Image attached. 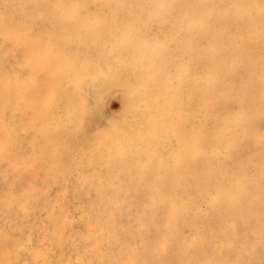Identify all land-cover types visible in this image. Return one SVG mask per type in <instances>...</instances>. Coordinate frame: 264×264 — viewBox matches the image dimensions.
<instances>
[{
    "label": "rangeland",
    "instance_id": "374dc122",
    "mask_svg": "<svg viewBox=\"0 0 264 264\" xmlns=\"http://www.w3.org/2000/svg\"><path fill=\"white\" fill-rule=\"evenodd\" d=\"M40 1L37 4L35 0L30 2L28 6L32 5V7L29 10L16 9L23 16H31L35 19L34 24L28 25L30 30L25 34V37L29 41L38 43H42L41 37L48 33L38 34L37 30L42 27L51 29L49 27L51 25L47 24H52H46L48 21H45L46 15L44 16L43 13L48 9L46 11L39 9ZM115 1H109V9L116 4ZM157 1L159 5L148 4L138 19L139 22L142 21L148 26L145 37L148 36L152 41H159V35L156 34L160 29L163 30L160 22H166L164 25L167 24V26L164 27V31L168 32L176 21L180 22L175 25H179L178 35H166L161 32L165 36V38L162 37L163 42L166 46L168 45V48H171L170 51L177 52L185 40L193 38L200 41L201 45L209 43L213 45L219 42L222 44L221 52L217 53V57L216 54H213V57L209 58L208 56L205 59L206 61L209 59L210 62L209 60L208 62L205 60L194 62V64L198 63V65L192 64L197 70L195 73L193 67L190 71L177 73L180 68H177L176 63L172 64L171 68L169 65L165 67L166 58L163 57L165 46L164 49L161 48L164 50L160 51L162 53L159 52L162 61L156 66L154 77V81H157L158 85L156 90H159V86L162 84V92L168 91L169 101L175 108L171 107L172 115L165 123L160 124L162 127L160 130V126H156V115L151 110L150 117L155 116L151 117L153 121L149 118L154 125L151 135L153 132L155 138L151 136L153 141L150 144V149L143 137L140 141L141 145L138 143V147L141 146L139 156L134 152L133 142L123 154L120 150V143H118L122 137L119 133V137H116L117 131L110 127V123H118L121 126L131 113L126 90L118 86L100 87L98 86L100 83L96 81L87 85L83 82L86 76H93L94 73L92 67L85 68L87 60L93 62L98 60L99 70L104 71V62L101 58L106 56L107 61H110L116 55L114 53L116 50L109 52L110 56L108 53L103 57H98L96 54L110 48L107 45L115 48V44L112 43L114 44L112 45L110 42L108 44L109 37L105 40L104 37H101L103 36L101 33L98 35V32L96 35L99 42L96 35L90 37V34L85 35V33L84 37L79 38L80 42L73 38L76 41L74 44V40L66 34L69 28L67 24L63 28L66 35L58 36V38L60 37L57 38L58 45L55 46L57 54L50 59V66L48 65L49 69L58 68L54 80L55 78V81L59 80L58 82L48 80L50 73L45 74L44 77L40 75L39 84L41 86L38 84L36 89L39 93L34 95L35 98H32L35 100L36 106L42 105L41 118L44 116V119H41L39 132L42 134L43 131V136L40 137H43L41 141L45 140L42 141L43 143L40 141L34 152L39 157L34 155L29 158L28 155L33 153L26 155L22 150L23 146H19L21 152L16 151L14 144L5 147L8 158L12 159L14 164L11 162V168H7V165L4 164L5 166L2 168L4 173L0 174V264H264V104L261 103L263 109L260 106V100L264 103V98L261 97L264 93L262 91L264 88V79L262 80L264 77V54L259 50L263 45L261 39H264V35H261L255 44L252 41L242 40L241 42L240 40L248 28L253 27L256 18L264 17V0ZM5 2L8 4L7 8L12 6V0ZM219 2L224 5H218ZM52 5L53 1H50L46 6L52 8ZM218 6H225L229 13L225 14L226 16L221 14ZM146 9H150L151 14ZM155 11H159L160 14ZM193 11L195 15H193ZM185 13L190 15L187 17ZM120 14L122 15V11L116 15V19L121 17ZM191 15L192 18H189ZM40 16L44 17L39 18ZM133 16L138 17L135 14ZM169 16H171L170 20ZM198 17L200 18L198 19ZM187 19H189V23L186 21ZM118 22L120 23L121 19ZM195 22H200L204 26L199 25L198 27ZM32 25L38 26L35 28ZM150 26L151 29L148 30ZM206 26L208 27L206 28ZM91 27L93 28V24ZM52 28L55 26L52 25ZM208 31L213 34L212 39L207 38ZM89 32L90 29L87 33ZM183 32L189 33V35L191 33V35ZM91 33L93 34V32ZM36 35L41 37L37 39ZM155 35L158 40L154 37ZM193 35L194 37H192ZM202 37L205 39L202 40ZM81 39L83 40L81 41ZM124 39L129 41L127 42L128 46H136L134 45L137 40L136 35H126ZM100 40L106 42L104 41L102 44L103 41ZM93 41L102 45L95 46ZM86 43L88 45L91 43V45L88 46ZM73 44L76 46L84 44V48L83 46L74 47ZM239 46L241 47L239 48ZM238 48L239 50H236ZM82 49L85 50L82 51ZM150 50L151 46L146 44L141 54H133L134 49H132L131 55H128L130 62L133 64L134 60L142 62L148 59ZM191 51L193 52V50ZM65 53L67 55L70 53L67 59L63 58ZM12 54L13 58L18 59L16 51ZM76 56H78V60L74 59L73 61V57L76 58ZM70 57L72 58L70 59ZM218 57L220 58L216 61ZM81 58L85 62L79 60ZM221 58L223 59L221 60ZM211 60L214 63L215 61L221 62L217 66L213 65L214 74H212V64L210 65ZM146 62L148 63L149 60ZM201 63L202 66H200ZM205 64L207 65L205 66ZM206 68L207 71H205ZM186 72L185 80H183ZM208 73L215 77L212 79L209 75L208 78ZM74 75H79L82 80L79 84L83 86V93L79 95L73 91L74 84H77L72 79ZM187 77L193 78L194 81ZM186 79L192 81L188 84ZM51 86L54 88L56 86L57 94L54 95L56 96L54 104L47 107V105L44 106V99L50 88H53ZM181 86H184L183 90L189 92L183 91ZM188 87L189 89H186ZM180 89L181 92H177ZM180 94L183 97L180 98ZM2 98L0 96L1 101H3ZM40 98L42 99L40 100ZM207 98H209L208 101H206ZM65 100L72 107H66ZM162 107L161 105L160 108ZM259 107L261 110L257 109ZM179 116H182V120L184 119L180 120V124L176 121ZM10 118L12 119V115ZM119 122L122 124L120 125ZM243 122L248 123L247 131L251 129L250 132L239 137L236 134L239 131V126L245 124ZM178 124L181 128L176 127ZM188 125L191 126V129L193 126L203 128V140L189 136L192 138L191 140L187 138L188 134H180L183 127H187V133L190 134L191 129ZM157 132H160L158 136L155 134ZM164 133L165 135H162ZM5 134H8L6 135L8 139L9 133L5 132ZM102 134L103 136H101ZM112 134L115 135V138L112 137L114 136ZM169 136L172 137L171 140ZM178 136H182V139ZM126 138H128L127 135L123 137L124 140ZM184 138L185 141H183ZM97 139L108 141L107 147L109 148L104 154L97 153L93 148L94 140ZM219 139L222 142H219ZM242 141L244 142L242 143ZM182 143L184 144L182 145ZM115 144L116 146L113 147ZM153 144L154 147L151 149ZM110 147L119 149L120 152L117 153L115 149L112 152ZM88 148L92 151L89 152ZM187 148L188 150H186ZM141 149H146V151L142 152ZM180 150L184 153L189 151V153L184 154ZM80 152L81 155H78ZM87 154L92 155L90 157ZM113 156L115 157L113 158ZM136 156L139 157V160L136 159ZM85 159H88V163ZM54 160H57L56 163L61 167L58 168L59 173H55V181L51 183L50 190L46 191L42 184L38 187L39 189L32 187L27 193H20V181L12 174L14 167L31 170L25 174L27 177L33 174L38 167H41L40 171L45 169L41 182H45L46 174ZM90 161L91 163H89ZM46 164H48L47 167ZM86 164L87 166H85ZM82 170H86V174H89L90 171L94 173L90 176L92 184L84 182L81 185ZM96 174L102 176L96 178ZM97 194L99 195L97 196ZM10 200H12L11 203ZM24 206L27 210H23ZM92 216H94V220H92ZM83 221L88 223L84 224ZM62 224L65 225L62 226L65 227V233L58 237L60 239H57V244L45 246L47 236L53 235L56 226L60 227ZM87 239L91 242L89 243ZM113 245H116L115 248Z\"/></svg>",
    "mask_w": 264,
    "mask_h": 264
},
{
    "label": "bare ground",
    "instance_id": "6f19581e",
    "mask_svg": "<svg viewBox=\"0 0 264 264\" xmlns=\"http://www.w3.org/2000/svg\"><path fill=\"white\" fill-rule=\"evenodd\" d=\"M6 0H0V96H2L3 98V101H1L0 99V174H3V167L5 165H7V168H11L12 167V164L11 162L13 163L12 159L8 158V154L6 153L5 151V147L6 146H10L12 144H14L16 146V151L17 152H21L23 150L24 153L27 154H30V153H33L32 155H28V157H32L36 154H34V152L37 150L36 147H38V145L40 144V141H41V138L43 137H40V136H43V131H42V134H40V124H41V119L44 117L42 116L41 118V109H42V105L40 106H36L34 101L32 98H35L34 95H37V92L36 89H37V85L40 83L39 82V78L41 79V76L44 77L45 74L47 73H50V77L48 80H54V77L56 76L55 72H57L56 70L58 69H49L50 67H48L49 65V61L52 57H54L57 53V49H55V46L58 45V39L61 37V35L63 36L64 33V29L66 27V25L68 24L69 28H68V32L66 31V34L69 35L72 39H77L76 41L80 42L79 41V38L82 36L84 37L83 34L85 35H89L90 34V37H92L93 35H96L98 32V35L99 33H101L103 36L101 37H104L105 40L106 38L109 37V40H107L108 44L110 42V44L114 43L115 44V48H111V45H106L107 46H110V48H106L104 49L103 47V51L100 53H95L96 56L98 57H103L105 56L106 53L109 54L110 56V53L111 51H114V53H116V55L114 57H112L113 59H111L110 61H107V57L105 56L104 58H101L102 61L104 62V67H105V70L104 71H101L99 70V61L98 60H95L94 62L93 61H88L87 60V65H85V68H87V66H89V68H93L94 69V73L92 74L93 76H90V77H85L83 82L87 85L89 84L90 82L92 83L93 81H96V82H99L100 84H98V86H113V87H120L122 88L123 90H126V93L128 95V103H129V106H130V110H131V113L127 116L125 122L122 124V122L120 123L121 126L118 125V123H113L111 122L110 123V127L113 128L114 131H117V135L116 137L118 136V133L121 135L122 139L123 137H125V135H127L128 138H126L123 142H122V139L121 140H118L120 143V150L121 152L124 154L126 153V148L128 147H131V144L132 142L134 143L135 145V154L139 156L138 153L141 154L140 152V148L138 147V143L140 144V141L143 137H145L146 139V145L149 146V149H150V144L152 143L153 139L152 137H154L153 135V132H152V135H151V131L153 130V119H151V117L153 118L154 115H156V126L158 125V127L160 126V124L162 123H165L166 120L170 119L171 115H172V109L171 107H173V105L171 104V101H169V96H168V91L167 92H162V84H160L159 86V90H156V86L157 85V81H154V77H155V74H156V66H158L160 64V61L161 60V55L159 54L160 51H164V50H161V48L163 47L164 49V46H165V51L163 52L165 55L163 57H165V67L166 65H169V68H171L173 65L172 64H175L176 63V66L177 68L179 69L180 68V71L178 70L177 73H180V72H185V71H190L191 70V67H193V65H198V63L194 64V62H200L201 60H205L208 56L209 58L210 57H213L214 55L213 54H216L215 56L217 57V53H220L221 52V49H222V44H220L219 42H216L215 44H204V45H201L200 44V41L198 40H194L193 38L191 39H183L185 40V42H183L181 44V46L179 47V50L177 52L175 51H170L171 48H168L165 44V42H163L164 40L162 39V37L164 35L162 34H177L178 35V31L179 30V25L178 26H175L177 23H180V22H176L175 21V25L173 24L171 29L168 31V32H165V28L167 26L164 25L166 22L162 21L160 22V24L163 26V30L160 29L159 33L156 34V35H159L158 38H159V41H155V40H149L150 38L147 36L145 37V34H146V29H147V25H145L144 23H142V21L139 22L138 19H140L141 17V13H144L143 10L146 8V6L148 4H156L155 6H157V0H121V1H118L116 0L115 1V5H113L110 9H109V1L110 0H35L36 4L37 2L40 1V3L38 4L39 6V9L41 10H45L48 9L46 12V14L43 13V15L45 16H40L39 18H45V21L47 20L48 22L47 23H52V24H47V25H51L49 26L51 29L49 28H45V27H42L41 29H38L37 32L38 34H40L41 32L42 33H48L45 34L46 36H43L41 37V41L42 43H38L36 41H29L26 37H25V34L28 32V30H30L28 28V25L29 24H34V20L33 17L31 16H23L22 13L16 11V9L18 8L20 11L22 10H29L32 5L28 6V4L34 0H12L13 2L12 3V6H10V8H7L8 5L6 2ZM50 1H53V5H52V8H48L46 5H48V2ZM6 3V4H5ZM34 3V2H33ZM31 3V4H33ZM34 3V4H35ZM228 3V2H227ZM224 5V3L222 2H219L218 5ZM10 5V4H9ZM159 5V4H158ZM153 6V5H152ZM175 6V4H174ZM190 6V5H189ZM149 7V6H148ZM147 7V8H148ZM166 7V6H165ZM259 7V5H258ZM128 9V10H123V9ZM150 8V7H149ZM152 8H155V7H152ZM182 8L184 9V7L182 6ZM189 8V7H188ZM219 10H220V13L225 15L227 13H229V10L225 8V6H218ZM253 8V7H252ZM156 9V8H155ZM155 9H151V10H155ZM157 9H160V8H157ZM34 10V9H33ZM32 10V11H33ZM149 10L148 12L150 13V9H146V11ZM163 10H164V7H163ZM199 10V9H198ZM264 10V9H263ZM122 11V15L119 19H121V22L119 23V19H116V15ZM145 11V10H144ZM162 11V10H160ZM191 11H192V8H191ZM26 12V11H25ZM40 12V10H39ZM42 12V11H41ZM155 12H159V11H155ZM154 12V13H155ZM262 12V11H260ZM147 13V14H149ZM166 14V12H164ZM188 13H190L188 11ZM199 13V12H197ZM242 13V12H241ZM264 13V12H263ZM27 14V13H26ZM33 14V13H32ZM31 14V15H32ZM133 14H135L136 16L138 17H134ZM151 14V13H150ZM160 14V12H159ZM186 14V13H185ZM191 14V13H190ZM188 14V15H190ZM202 14V13H201ZM259 14V13H258ZM28 15V14H27ZM153 15V14H152ZM187 15V14H186ZM187 15V17H188ZM193 15H195L194 11H193ZM239 15V14H237ZM244 15V14H242ZM264 15V14H263ZM166 16V15H165ZM226 16V15H225ZM250 16V15H249ZM259 16V15H258ZM167 17V16H166ZM170 17L169 16V20H170ZM192 18V15L189 16V18ZM149 18V16H148ZM186 19V17H183V19ZM200 17H198L199 19ZM195 19H196V16H195ZM204 19V18H203ZM257 20H255V24L253 25V27H247L248 30L244 33L243 37L240 38L241 42L242 40H248V41H252L253 44L257 43V39H259L261 37V35H264V17H260V19L256 18ZM165 20V19H164ZM167 20V21H169ZM193 20V19H192ZM202 20V19H201ZM212 20V19H211ZM34 21V22H33ZM186 21H188L189 23V19H187ZM197 21V20H196ZM207 21V20H206ZM42 22V21H40ZM147 22V21H145ZM182 22H185V21H182ZM193 22V21H192ZM201 22V21H200ZM200 22H195L196 24H198V27L199 25H202ZM203 22V21H202ZM205 22V21H204ZM234 22V21H233ZM249 22V21H248ZM252 22V21H250ZM45 23V22H44ZM207 23V22H206ZM211 23V22H210ZM42 24V23H41ZM91 24H93V28L91 27ZM149 24V23H148ZM159 24V25H160ZM183 24V23H182ZM239 24V23H238ZM247 24V23H246ZM251 24V23H250ZM52 25L55 26V28H52ZM252 25V24H251ZM31 26V25H30ZM33 27H35L34 25H32ZM38 26V25H37ZM36 26V27H37ZM45 26V25H44ZM170 26V25H169ZM181 26V24H180ZM196 26V25H195ZM204 26V25H202ZM222 26V25H221ZM229 26V25H228ZM249 26V24H248ZM35 27V28H36ZM145 27V28H144ZM157 27V26H156ZM159 27V26H158ZM198 27L197 30H198ZM208 26H206L207 28ZM182 28H183V25H182ZM232 28V27H231ZM245 28H246V25H245ZM19 29L20 32H19ZM33 30V28H31ZM54 29V30H53ZM90 29V32L87 33ZM151 29V26L149 27L148 30ZM167 29V28H166ZM195 29V28H194ZM220 29V28H219ZM228 29V28H227ZM237 29V28H235ZM190 30V28H189ZM196 30V29H195ZM211 30V29H209ZM217 30V28H216ZM222 30V29H221ZM199 31V30H198ZM93 32V34L91 33ZM157 32V31H156ZM162 32V34H161ZM187 32V31H186ZM189 32V31H188ZM191 32V30H190ZM225 32V31H223ZM234 32V31H233ZM232 32V33H233ZM30 33V31H29ZM184 33V32H183ZM216 33V32H215ZM231 33V32H230ZM237 33V32H236ZM235 33V34H236ZM32 34V33H31ZM65 34V35H66ZM182 34V33H180ZM184 34H187V33H184ZM220 34V33H219ZM92 35V36H91ZM126 35H130V36H133V35H136L137 36V40L135 41L134 45L136 46H133V47H130L128 46L127 42H129L128 40H125L124 37ZM154 36L155 38H157V36ZM189 35V33L187 34ZM191 35V33H190ZM189 35V36H190ZM218 35V34H217ZM221 35V34H220ZM237 35V34H236ZM28 36V35H27ZM58 36H60L58 38ZM152 36V34H151ZM202 36V35H201ZM206 36V35H205ZM212 36L213 34H211L209 31H208V35H207V38H211L212 39ZM39 35H36V38L39 39L40 38ZM56 37V38H55ZM68 37V36H67ZM88 37V36H86ZM95 37V36H94ZM98 36L96 35V38ZM100 37V38H101ZM194 37V35L192 36ZM198 37V35H197ZM224 37V36H223ZM58 38V39H57ZM158 38L156 40H158ZM165 38V36H164ZM200 38V37H199ZM204 37H202V40H203ZM219 38V37H218ZM230 38V37H228ZM264 38V37H263ZM34 39V38H33ZM69 39V38H68ZM67 39V40H68ZM73 39V40H74ZM91 39V38H90ZM88 39V40H90ZM94 39V38H92ZM205 39V38H204ZM209 39V40H211ZM238 39V38H236ZM63 40V39H61ZM60 40V41H61ZM66 40V41H67ZM83 39H81L82 41ZM87 40V38H86ZM99 39L97 38V41ZM104 40V41H105ZM176 40V39H175ZM182 41V38L180 39ZM219 41V39H217ZM231 40V39H230ZM263 41V44L262 46H260L259 50L262 54H264V39H261ZM72 41V40H70ZM69 41V42H70ZM76 41L74 40V44L76 43ZM92 41V40H91ZM101 41V40H100ZM103 41V40H102ZM101 41V42H102ZM104 41L102 42V44L104 43ZM152 41V42H151ZM216 41V40H215ZM235 42V40H233ZM257 41V42H256ZM68 42V41H67ZM86 42V41H85ZM94 42V41H93ZM99 42V41H98ZM96 43L94 42L93 45L97 46L98 44L99 45H102L100 43ZM106 42V41H105ZM175 42V41H174ZM180 42V41H179ZM223 42V41H222ZM247 42V41H246ZM84 43V42H83ZM177 43V42H176ZM228 43V42H227ZM240 43V42H239ZM68 44V43H67ZM73 44V45H74ZM85 44V43H84ZM84 44L83 45H79L80 47L83 46L84 48ZM88 45V43H86ZM112 44V45H114ZM145 44L146 45H149L151 46V50H150V53H149V57L148 59L140 62L139 60L138 61H135L134 59V63L132 64L130 62V58L128 57V55L130 56L131 55V50L134 49V51L136 52H132L133 54H141L142 50L145 48ZM172 44H175V43H172ZM178 44V43H177ZM233 44V43H232ZM251 44V42H250ZM91 45V43H89V45ZM66 46V45H65ZM64 46V47H65ZM76 45H74L75 47ZM78 46V45H77ZM76 46V47H77ZM78 46V47H79ZM104 46V45H103ZM169 46H170V43H169ZM251 46V45H250ZM67 47V46H66ZM85 47V48H86ZM105 47V46H104ZM177 47V45H176ZM241 46H239L240 48ZM257 47V46H256ZM236 49V50H239ZM254 48V47H252ZM251 48V49H252ZM60 49V48H59ZM90 49V48H89ZM88 49V50H89ZM100 49H101V46H100ZM250 49V50H251ZM85 50V49H84ZM82 49V51H84ZM99 50V49H98ZM128 50V51H127ZM177 50V49H176ZM193 50V52L191 51ZM258 50V51H259ZM15 51L18 53L17 54V58L18 59H15L13 58V52L15 53ZM68 51V50H67ZM66 51V52H67ZM71 52H73L72 50H70ZM78 51V49H77ZM76 52V50H75ZM127 52V53H126ZM224 52V51H222ZM227 52V50H226ZM249 52V51H248ZM254 52V51H253ZM85 53V52H83ZM162 53V52H160ZM176 53V55H175ZM193 53V54H192ZM260 53V54H261ZM70 54V53H69ZM69 54L67 55L66 53L63 55V58L67 59V57L69 56ZM82 54V53H81ZM251 54V53H250ZM80 55V53H79ZM112 55V54H111ZM213 55V56H212ZM223 55V53H222ZM258 55V53H257ZM81 56V55H80ZM84 56V55H83ZM108 56V57H109ZM78 56H76V58L73 57V61L74 59L76 60ZM191 59H190V58ZM214 57V58H216ZM222 57V56H220ZM216 59L219 60V58ZM262 57V56H261ZM57 58V57H56ZM72 57H70L71 59ZM213 58V59H214ZM106 59V60H105ZM223 58H221L222 60ZM78 60V59H77ZM79 60H82V62H85L83 61V59H79ZM149 60V62L147 63L146 61ZM209 60V59H208ZM208 60L206 62H208ZM58 61V60H57ZM70 61V60H69ZM204 61V62H205ZM215 61V63L211 60V63L210 65L212 64V74H214V70L215 68L213 67V65H216L217 64L219 65L221 62L219 61L218 63ZM210 62V60H209ZM214 64H213V63ZM58 63V62H56ZM76 63V62H75ZM54 64H55V61H54ZM53 64V65H54ZM59 64V63H58ZM193 64V65H192ZM52 65V66H53ZM203 64L201 63L200 66H202ZM207 64H205L206 66ZM50 66V65H49ZM175 66V65H174ZM215 66V67H216ZM54 67V66H53ZM199 68V67H198ZM197 68V69H198ZM194 70V73H195V70L194 67L192 68ZM203 69V68H202ZM201 69V71H202ZM205 69V68H204ZM210 69V67H209ZM175 70V69H174ZM61 71V70H60ZM197 71V70H196ZM207 71V68L206 70ZM62 72V71H61ZM200 72V71H198ZM203 72V71H202ZM193 73V72H191ZM197 73V72H196ZM185 74V76H184ZM183 76H184V79L185 80V77H186V73H184ZM200 74V73H199ZM216 74V73H215ZM258 75L262 76L260 73H257ZM257 74H256V77H257ZM41 75V76H40ZM177 75V74H176ZM179 75V74H178ZM182 75V74H180ZM195 75H198V74H195ZM194 75V76H195ZM202 75V74H201ZM205 75V74H204ZM209 73L207 74L208 78H209ZM47 76V75H46ZM182 76V78H183ZM190 76V75H189ZM192 76V77H194ZM255 76V75H254ZM47 77V78H48ZM204 77V76H203ZM210 77H212V75H210ZM215 77V75H214ZM212 77V79L214 78ZM66 78V77H65ZM71 78V77H70ZM69 78V79H70ZM181 78V77H180ZM188 78V77H187ZM191 78V77H190ZM190 78H188L190 80ZM200 78V77H199ZM207 78V79H208ZM259 78V76H258ZM62 79V78H61ZM74 81L77 83V84H74V88H73V91L76 92V94H80V93H83V86L79 83L82 82V80L79 78V75H74L73 78ZM193 80V78H191ZM260 79V78H259ZM258 79V81H259ZM264 79V77H262V80ZM43 80V79H42ZM56 80V78H55ZM54 80V81H55ZM59 80V79H58ZM55 81V82H58ZM180 80V79H179ZM187 80V79H186ZM191 80V81H192ZM197 80V79H196ZM200 80V79H199ZM61 81V80H60ZM63 81V80H62ZM172 83L173 80H171ZM191 81H186V83L188 82V84L191 82ZM194 81V80H193ZM250 81V80H249ZM255 81V79H254ZM261 81V79H260ZM48 82V81H47ZM71 82V81H70ZM256 82V81H255ZM262 82V81H261ZM264 82V81H263ZM65 83V82H64ZM195 83V82H194ZM193 83V85H195ZM44 84V83H43ZM48 84V83H47ZM66 84V83H65ZM176 84V83H175ZM250 84V83H249ZM262 84V83H261ZM260 84V85H261ZM40 85V84H39ZM38 85V86H39ZM187 85V84H186ZM264 85V84H263ZM41 86V85H40ZM54 86V85H53ZM51 86V87H53ZM172 86V85H171ZM179 86V85H178ZM198 86V85H197ZM196 86V87H197ZM259 86V85H257ZM58 87V86H57ZM68 87V86H67ZM124 87V88H123ZM182 87V90L184 89L183 87L184 86H181ZM186 87V86H185ZM263 87V86H261ZM260 87V88H261ZM56 88V86H55ZM55 88H50V90L48 91L47 93V96H45V99H44V106L47 105L50 106V105H53L54 104V101H55V97L54 95L57 94V92L55 91ZM66 88V87H65ZM93 88V86H92ZM192 88V87H190ZM41 89V88H40ZM58 89V88H57ZM186 89H189L186 88ZM194 89V88H193ZM198 89V88H196ZM263 92H264V88H262ZM195 90V89H194ZM259 90V89H258ZM183 91H186V90H183ZM44 92V91H43ZM177 92H181V89ZM186 92H189V91H186ZM184 93V92H183ZM182 93V94H183ZM190 93H192L190 91ZM42 94V93H41ZM46 94V93H45ZM258 94V93H257ZM264 95V93H262ZM261 94V95H262ZM72 95V94H71ZM185 95V94H184ZM190 96H192L191 94H189ZM260 95V96H261ZM261 96L264 98V96ZM40 96V95H38ZM42 96V95H41ZM181 94H180V98H181ZM189 96V97H190ZM203 96V95H202ZM44 97V95H43ZM69 97V96H68ZM71 97V96H70ZM183 97V96H182ZM186 98H188L187 96H184ZM196 97V95H195ZM37 98V96H36ZM84 98V96H83ZM202 98V97H201ZM262 98V100H263ZM42 98H40L41 100ZM203 99V98H202ZM39 100V99H38ZM189 100V99H188ZM209 98H207L206 101H208ZM72 101V100H71ZM70 101V102H71ZM185 101V100H184ZM203 101V100H202ZM264 101V100H263ZM43 102V100H42ZM179 102V101H178ZM204 102H205V99H204ZM65 104L66 107H70V103H67L66 100H65ZM158 103H160L163 107V111H162V108L161 105H157ZM206 103V102H205ZM261 103L264 104L261 100H260V106H261ZM201 105V104H200ZM156 106V107H155ZM199 106V105H198ZM256 106V105H255ZM258 106H259V102H258ZM72 107V106H71ZM59 108V107H58ZM74 108V106H73ZM153 108V109H152ZM175 108V107H173ZM206 108V107H205ZM261 108L263 109V107L261 106ZM66 109H70V108H66ZM154 109H156L154 111ZM200 109V108H199ZM259 110V108H257ZM43 110V109H42ZM71 110V109H70ZM151 110L153 111V114L151 117H150V114H151ZM201 110V109H200ZM175 111V110H174ZM173 111V112H174ZM68 112V111H67ZM75 112V111H74ZM44 113V112H43ZM150 113V114H149ZM70 114V113H69ZM217 114V113H216ZM10 115H12V119L10 118ZM75 115V114H74ZM73 115V116H74ZM174 115V113H173ZM176 116V114H175ZM182 116H179L177 118L176 121H178L177 123L180 124V120H182L181 118ZM151 121H150V119ZM184 118V116H183ZM44 119V118H43ZM79 119V117H78ZM186 119V118H185ZM184 120V119H183ZM182 120V121H183ZM65 121V120H64ZM181 121V122H182ZM187 121V120H186ZM190 121V120H189ZM188 121V124H190ZM70 122V120H69ZM72 123V122H71ZM197 123V122H196ZM245 124H243L242 126H239V131L237 132V136H244V134H246V132H250V129L247 131V127H248V123L246 122H243ZM161 124V125H162ZM176 126V127H180L181 126ZM184 125V124H183ZM202 125V124H201ZM123 128L122 130L120 128ZM189 127V125H188ZM3 128V129H1ZM63 128V127H62ZM60 128V129H62ZM111 128V129H112ZM160 128L162 129V127L160 126L159 127V130ZM175 128V127H174ZM187 128V127H186ZM185 127H183V131L180 133H186L188 134V137L189 139L192 140V138H190L191 136L194 138V139H202L203 140V135H204V129L203 128H199L197 126H193V128L191 129V126L189 127L191 129V132L190 134L187 133L188 129H186ZM75 129V127H74ZM186 132H184L185 130ZM124 130V132H123ZM158 130V129H157ZM177 130V129H176ZM75 131V130H74ZM165 131V130H164ZM5 132H8L9 133V138L7 139L6 135L8 134H5ZM67 132V131H66ZM111 132V131H110ZM163 132V131H162ZM166 132V131H165ZM206 132V131H205ZM174 133V132H173ZM178 133V131H177ZM156 136H158V134H160V132H157L155 133ZM175 134V133H174ZM185 134V135H186ZM212 134V133H211ZM248 134V133H247ZM114 135V134H112ZM111 135V136H112ZM162 135H165L162 134ZM176 135V134H175ZM175 135H173V137H175ZM183 135V134H182ZM103 136V134L101 135ZM152 136V137H151ZM190 136V137H189ZM37 137V138H36ZM40 137V139H39ZM115 138V135L112 136ZM119 137V136H118ZM117 137V138H118ZM180 139H182L180 136H178ZM176 137V138H178ZM218 137V136H217ZM155 138V137H154ZM170 138V136H169ZM168 138V140H169ZM172 138V137H171ZM170 138V140H171ZM178 138V139H179ZM209 138V136H208ZM109 139V138H108ZM111 139V138H110ZM120 139V138H119ZM239 139V138H238ZM45 140V139H43ZM42 140V141H43ZM164 140V139H163ZM214 140V139H213ZM237 140V139H236ZM240 140V139H239ZM41 141V142H42ZM183 141H185V138L183 139ZM189 141V140H188ZM194 141V140H193ZM221 140L219 139V142ZM44 142V141H43ZM42 142V143H43ZM47 142V140H46ZM108 142V141H107ZM107 142H105V140H102V139H97V140H94V146L93 148H95V151L97 153H102L104 154L107 150V147L108 144ZM181 142V141H179ZM190 142V141H189ZM218 142V143H219ZM222 142V141H221ZM234 142V141H233ZM244 141H242L243 143ZM87 143V142H86ZM116 142V144H118ZM185 143V142H184ZM182 143V145L184 144ZM195 143V142H194ZM214 143V142H212ZM85 144V143H84ZM113 144V143H112ZM116 144L113 146L115 147ZM162 144V143H161ZM181 144V143H180ZM186 144V143H185ZM191 144V143H190ZM215 144V143H214ZM46 145V144H44ZM88 145V144H87ZM86 145V146H87ZM119 145V144H118ZM117 145V146H118ZM141 145V144H140ZM179 145V144H178ZM198 145V143L196 144V146ZM235 145V144H234ZM19 146H23L24 149L22 150H19ZM166 146V145H165ZM213 146V145H212ZM259 146V145H258ZM83 147V146H82ZM90 147V146H89ZM143 147V146H142ZM154 147V144L153 146L151 147V149H153ZM183 147V146H181ZM190 147V146H189ZM195 147V146H193ZM231 147V146H230ZM81 148V147H80ZM86 148V147H85ZM92 148V147H90ZM112 148V147H110ZM118 148V147H117ZM159 148V147H158ZM176 148V147H175ZM185 148V147H183ZM214 148V147H213ZM260 148V147H259ZM41 149H43L41 147ZM40 149V151H41ZM84 149V147H83ZM82 149V151H83ZM89 149V148H88ZM87 149V150H88ZM113 149L116 150V148H112V152H113ZM123 149V150H122ZM148 149V148H146ZM146 149H141L143 150L142 152H144V150L146 151ZM148 149V150H149ZM160 149V148H159ZM162 149V148H161ZM181 149V148H180ZM212 149V148H210ZM91 149H89V152ZM114 150V151H115ZM168 150V149H167ZM188 150V148L186 149ZM215 150V148H214ZM212 150V151H214ZM217 150V149H216ZM49 151V150H47ZM117 153L120 152L119 149L116 150ZM182 151V150H180ZM210 151V150H209ZM228 151V149H227ZM42 152V151H41ZM78 152V150H77ZM88 152V153H89ZM183 152V151H182ZM189 151H185V153ZM220 152V151H219ZM52 153V152H51ZM86 153V152H85ZM100 153V154H101ZM151 153V152H150ZM184 153V152H183ZM184 153V154H185ZM211 153V152H209ZM214 153V152H213ZM115 154V153H114ZM144 154V153H142ZM152 154V153H151ZM177 154V153H176ZM78 155H81V152L80 154ZM84 155V154H82ZM88 156L92 154H87ZM97 155V154H96ZM99 155V154H98ZM128 155V154H127ZM177 155H180L179 153ZM111 156V155H110ZM136 156V159H138L139 157ZM148 156V155H147ZM168 156V155H167ZM35 157H39L38 155H36ZM84 156H82L83 158ZM95 157V156H94ZM112 157V156H111ZM115 156H113L114 158ZM135 157V155H134ZM49 158V157H48ZM53 158V157H52ZM85 158V157H84ZM168 158V157H167ZM15 159V158H14ZM81 159V158H80ZM78 160V159H77ZM83 160V159H82ZM88 160V159H87ZM85 159V161H87ZM96 160H97V157H96ZM99 160V159H98ZM101 160H103L101 158ZM139 160V159H138ZM174 160V159H173ZM20 161V160H19ZM50 161V160H49ZM92 161V160H91ZM91 161L89 163H91ZM57 160H54L52 163H51V168H49V172L46 174V180L45 182H41V178L42 176L44 177V173H45V169L41 170L40 171V168L41 167H38L37 165V169L36 171H34L33 174H30V176L27 177V175H25L28 171H31V170H27V169H18V168H13L12 169V174L14 175V177L16 179H19L18 181H20V185H21V192L20 193H27V191H29L30 188L32 187H36L38 188L39 186H41L42 184H44V188H46V191L47 190H50L52 187H51V183L54 180V177H55V173H59L58 171V168L61 167L60 165H58L57 163ZM79 162V161H78ZM77 162V163H78ZM102 162V161H100ZM88 163V161H87ZM5 164V165H4ZM14 164V163H13ZM79 164V163H78ZM85 164V162H84ZM82 163V165H84ZM101 164V163H100ZM222 164V163H221ZM48 164H46V167H47ZM87 166V164L85 165ZM222 166V165H220ZM50 167V166H49ZM91 167V166H90ZM45 168V167H44ZM85 168V167H83ZM93 168V167H92ZM101 168V167H100ZM178 168V167H177ZM224 168V166H223ZM8 170V169H7ZM91 170V169H90ZM182 170V169H180ZM83 171V170H82ZM109 171V170H108ZM179 171V170H178ZM8 172V171H7ZM47 172V171H46ZM80 172V171H79ZM185 172V171H184ZM86 170L83 171V175H82V180L81 181V185L87 183V182H90L92 181V179L90 180V176L92 175V171H90L89 174H86ZM11 174V175H12ZM77 174V172H76ZM94 174V173H93ZM169 175V173H168ZM222 175V174H221ZM6 176V175H5ZM79 176V175H78ZM102 175L100 174H96V178L100 177ZM107 176V175H106ZM223 177V176H222ZM14 179V178H13ZM45 179V178H44ZM11 180V179H10ZM3 181V180H2ZM5 181V180H4ZM8 181V180H7ZM11 182V181H10ZM8 183V182H7ZM130 183V182H128ZM174 183V182H173ZM5 184V183H4ZM92 184V183H91ZM6 186V185H5ZM15 186V185H14ZM65 186V185H64ZM63 186V187H64ZM43 187V186H42ZM62 187V188H63ZM14 188V187H13ZM99 188V187H98ZM130 188V187H129ZM39 189V188H38ZM67 189V188H66ZM105 189V188H104ZM172 189V188H171ZM36 190V189H35ZM31 191V190H30ZM106 191V190H105ZM121 192V191H120ZM223 192V191H222ZM30 193V192H29ZM65 194V193H64ZM99 194H97L98 196ZM43 196V195H42ZM26 197V196H25ZM13 198V197H12ZM24 198V197H23ZM166 198V197H165ZM151 199V198H150ZM13 200V199H12ZM10 200V203L11 201ZM19 200V199H18ZM136 201V200H135ZM25 202V201H24ZM18 203V201H17ZM181 203V201H180ZM13 204V203H12ZM121 204V203H120ZM119 204V205H120ZM176 204V203H175ZM10 205V204H9ZM22 206V205H21ZM76 206V205H75ZM25 208V209H23ZM22 209L23 210H27L26 206H24ZM183 208V207H182ZM11 211L12 209L9 208ZM83 212V211H82ZM89 215V214H88ZM91 215H94V214H91ZM49 217V216H48ZM94 216H92V220ZM128 217V216H127ZM91 219V218H90ZM89 220V219H87ZM91 221V220H90ZM84 222V221H83ZM93 222V221H92ZM88 223V222H87ZM84 222V224H87ZM90 223V222H89ZM83 224V225H84ZM186 224V223H185ZM192 224V223H191ZM91 225V224H90ZM48 226V225H47ZM46 226V227H47ZM62 226H65V225H61L60 227L59 226H56L55 230L54 227H53V235L50 234L51 236H47V242L45 243V246H52L53 244H57V239H60L58 238L61 234H64L65 233V230L64 228L65 227H62ZM89 226V225H88ZM77 230V229H76ZM45 233H46V230H45ZM71 233V232H70ZM73 233V232H72ZM71 233V234H72ZM49 234V233H48ZM208 235V234H207ZM62 236V235H61ZM88 237V236H87ZM206 237V236H205ZM89 239V237H88ZM87 239V241H88ZM25 240V239H24ZM23 241V240H22ZM21 241V242H22ZM61 241V240H60ZM89 242V241H88ZM87 242V243H88ZM91 242V241H90ZM89 242V243H90ZM86 243V244H87ZM85 245V244H84ZM26 246V245H25ZM86 246V245H85ZM116 246V245H115ZM115 246L113 245V247L115 248ZM207 246V245H206ZM23 248V246H21ZM118 248V247H117ZM120 249V248H119ZM6 264V263H5Z\"/></svg>",
    "mask_w": 264,
    "mask_h": 264
}]
</instances>
